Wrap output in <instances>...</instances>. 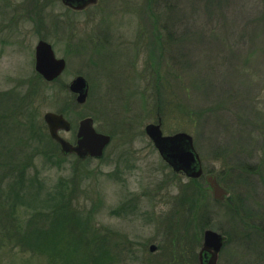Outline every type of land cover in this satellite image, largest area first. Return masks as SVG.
Masks as SVG:
<instances>
[{
	"label": "rangeland",
	"instance_id": "obj_1",
	"mask_svg": "<svg viewBox=\"0 0 264 264\" xmlns=\"http://www.w3.org/2000/svg\"><path fill=\"white\" fill-rule=\"evenodd\" d=\"M171 2L169 8V0H97L74 10L60 0H0V98L8 108L38 86L41 94L23 113H35L47 136L43 116L52 112L72 125L60 133L67 141L87 117L111 137L101 159L84 162L63 155L53 140L56 147L46 153L44 143L37 144L41 156L28 177L44 191L59 183L75 188L76 204L92 214L93 231L119 235L110 251L116 264H198L207 229L228 239L217 264H264V0ZM38 40L66 63L51 83L34 71ZM78 76L88 84L83 104L68 89ZM156 104L167 106L162 119ZM158 122L164 135L189 134L204 174L218 177L229 193L215 201L200 179L205 189L195 195L196 205L209 226L199 232L192 263L168 247L182 234L185 214H175L188 179L162 161L145 135V126ZM15 216L24 217L20 210ZM0 264L47 262L0 245Z\"/></svg>",
	"mask_w": 264,
	"mask_h": 264
},
{
	"label": "trees",
	"instance_id": "obj_2",
	"mask_svg": "<svg viewBox=\"0 0 264 264\" xmlns=\"http://www.w3.org/2000/svg\"><path fill=\"white\" fill-rule=\"evenodd\" d=\"M171 1L166 5L169 8L174 6ZM162 47L165 59L170 44L165 43ZM168 58L170 61V55ZM34 78L39 83V77L36 75ZM37 87L28 89L27 99L14 104L11 109L8 108L9 103L5 102L6 98H0V111H4L0 113V245L9 250L42 257L47 264H116V257L110 251L116 249L117 245L112 241L119 235H112L108 231L102 235L101 232L93 231L90 225L92 214L84 212L76 204L75 188L59 183L53 189L44 191L46 188L42 187L37 178L28 177L30 166H33L37 156H41V149L37 144L44 143L47 147L43 146L45 153L52 150V145L56 147L47 136L45 128L35 124V113H23V108L30 106L41 94L42 88L37 90ZM163 106H154V114L158 119H162L164 112L166 113L167 106ZM20 107L21 110L17 111ZM167 111H170L168 116L171 110ZM21 117L25 118L23 122L20 121ZM237 165L233 168L237 170L236 175L240 176L243 166ZM217 179L221 183L218 177ZM4 188L7 190L4 191ZM203 189L205 188L200 184V179L188 180L184 184L178 197L179 208H182L175 214H185L180 226L182 234L178 235V240L172 239L174 242H170L172 245L168 246L172 250L174 248V251L178 248L176 252L182 253L186 262L190 256L191 263L196 258L194 245L197 247L196 243L200 240L199 232L209 226L204 217L206 213L199 211V206L196 205L195 195H201ZM189 196L192 197L191 200ZM19 210L24 215L23 220L15 216ZM175 225L178 226V223ZM191 228L192 231L197 229L199 236L191 237L188 232ZM179 258V262H183V257Z\"/></svg>",
	"mask_w": 264,
	"mask_h": 264
},
{
	"label": "water",
	"instance_id": "obj_3",
	"mask_svg": "<svg viewBox=\"0 0 264 264\" xmlns=\"http://www.w3.org/2000/svg\"><path fill=\"white\" fill-rule=\"evenodd\" d=\"M61 3L74 10H82L89 5L95 4L97 0H60ZM34 70L46 82L57 79L65 69V61L57 59L52 47L46 41H38L34 49ZM81 77H75L69 84L68 89L76 94V103L83 104L88 96V84ZM47 125L50 137L59 145L63 155L74 154L78 160L86 158H100L105 148L109 145L111 138L108 135L99 133L94 128L91 118H84L79 121L75 143H67L59 131H70L69 122L60 114L48 112L43 116ZM145 135L152 142L160 158L176 173H183L187 178L198 179L202 175V167L199 155L197 154L193 139L184 132L172 135H163L160 123L148 124L144 128ZM212 198L215 201H223L228 197V192L218 183L215 176L206 175ZM203 240L198 253L199 264H217L218 255L227 240L225 236L218 234L211 229L203 232ZM155 248L151 246L150 252Z\"/></svg>",
	"mask_w": 264,
	"mask_h": 264
},
{
	"label": "flooded vegetation",
	"instance_id": "obj_4",
	"mask_svg": "<svg viewBox=\"0 0 264 264\" xmlns=\"http://www.w3.org/2000/svg\"><path fill=\"white\" fill-rule=\"evenodd\" d=\"M51 82H52V81H51ZM51 82H50V83H51ZM74 138H75V135H74ZM74 140H75V139H74ZM68 142H69V141H68Z\"/></svg>",
	"mask_w": 264,
	"mask_h": 264
}]
</instances>
